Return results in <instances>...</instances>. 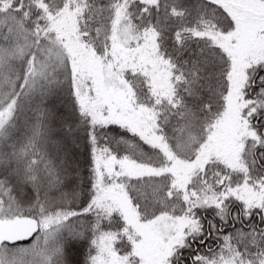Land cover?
<instances>
[{
	"label": "snow or ice",
	"instance_id": "1",
	"mask_svg": "<svg viewBox=\"0 0 264 264\" xmlns=\"http://www.w3.org/2000/svg\"><path fill=\"white\" fill-rule=\"evenodd\" d=\"M68 238L264 264V0H0V264H69Z\"/></svg>",
	"mask_w": 264,
	"mask_h": 264
},
{
	"label": "trees",
	"instance_id": "2",
	"mask_svg": "<svg viewBox=\"0 0 264 264\" xmlns=\"http://www.w3.org/2000/svg\"><path fill=\"white\" fill-rule=\"evenodd\" d=\"M77 159L79 161L80 172L84 177H87L88 149L84 146L83 142L81 143V147L77 150ZM73 186H74L73 183L69 181L68 188L71 189ZM86 203H87V195L85 191V194L81 197L80 201L72 205V207L76 208L77 210H82V208L86 206ZM207 215H210V213ZM85 219L91 220L92 217L88 216ZM121 226H122V222L120 221H117L115 224L112 225L113 228H119ZM105 227H107V225H105ZM227 231H231V229H228ZM217 243L219 242L218 241L214 242L213 239H209L207 241V245H210L213 248L216 247ZM87 248H88L87 240H73L71 238H68L65 244V253H66V259L69 261V264H85ZM196 250L203 253L206 251V247H201L199 246V244H197L195 245V247H193V251Z\"/></svg>",
	"mask_w": 264,
	"mask_h": 264
},
{
	"label": "flooded vegetation",
	"instance_id": "3",
	"mask_svg": "<svg viewBox=\"0 0 264 264\" xmlns=\"http://www.w3.org/2000/svg\"><path fill=\"white\" fill-rule=\"evenodd\" d=\"M193 247H195V245H194ZM185 255L187 256V255H188V253H185Z\"/></svg>",
	"mask_w": 264,
	"mask_h": 264
}]
</instances>
